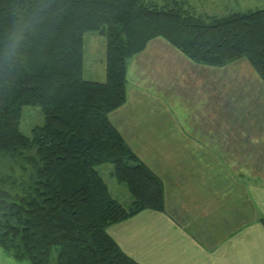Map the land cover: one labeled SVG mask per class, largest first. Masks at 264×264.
Wrapping results in <instances>:
<instances>
[{"label":"trees","instance_id":"1","mask_svg":"<svg viewBox=\"0 0 264 264\" xmlns=\"http://www.w3.org/2000/svg\"><path fill=\"white\" fill-rule=\"evenodd\" d=\"M106 39L105 81L84 78V36ZM162 38L192 62L247 61L264 83V8L198 14L186 0H0V247L30 264H141L108 227L165 210L163 179L110 119L129 60ZM44 124L21 131L22 110ZM127 184L115 198L97 169ZM58 247V252L54 248Z\"/></svg>","mask_w":264,"mask_h":264},{"label":"crops","instance_id":"2","mask_svg":"<svg viewBox=\"0 0 264 264\" xmlns=\"http://www.w3.org/2000/svg\"><path fill=\"white\" fill-rule=\"evenodd\" d=\"M170 46L155 38L132 57L134 75L143 73L145 58L151 67L161 59L169 70L173 62L169 92L157 98L171 106L183 100L182 110L162 108L169 124L152 147L163 150L146 162L163 179L165 210L142 211L107 230L141 264H264V83L245 60L208 67L186 61L179 50L184 60L169 58L166 50L176 49ZM150 48L159 52L147 56ZM129 69L130 63L127 79ZM90 78L105 81V66H95ZM128 85L129 79L127 102L110 113L120 124L145 95L131 96ZM172 85L180 87L177 95Z\"/></svg>","mask_w":264,"mask_h":264},{"label":"rangeland","instance_id":"3","mask_svg":"<svg viewBox=\"0 0 264 264\" xmlns=\"http://www.w3.org/2000/svg\"><path fill=\"white\" fill-rule=\"evenodd\" d=\"M186 2L198 14L206 13L218 16L227 15L236 11L264 8V0H186ZM170 47L171 49H175L173 46ZM152 53L153 52L150 48L149 52L147 53V56H152ZM166 53L169 55V58H177L175 54L181 55L180 59L182 60H184L185 58L177 49H175V53H173L172 50L170 51V53L166 50ZM105 54V37L97 32L86 33L84 36L83 71L85 79H88L90 78V76H93L95 66L96 69H100V67H102L103 69V67L105 66ZM144 57H146V55ZM133 59H135V57L130 59L129 62L130 69L128 74V93L132 96L135 91H137L145 95L142 97L140 103L135 108L133 107L134 110L131 112V115L126 113V117L123 118V124H120L119 121L116 119V114H110V119L115 125L118 126L119 129H121L123 135L127 139V142L132 146L135 152L138 151L140 153L141 158L145 160V162L151 163V160L153 159V152L155 150H159L160 152L163 150L155 149L152 147V145L156 141L157 136L160 134V127L169 124V118L167 115L162 114V108L174 107L175 109L179 108V110H182L183 100H180V98H178L175 100L174 106H171V103L168 104L166 98L162 100H159V98H157L160 96V92H166V90L169 92L168 87L171 86L169 82L170 80H173V77H175V75L172 73L173 62L171 63L169 70L167 66L162 65L161 59L158 63H156V66L154 65L153 67H151L150 64L152 62H148L149 59L145 58L139 63L141 71L143 73L134 75V73L132 72V66L133 61L135 60ZM185 59L186 61L189 60L187 57ZM176 63L177 61L175 59L174 66H176ZM176 69V75H178V66L176 67ZM155 71H159V73ZM147 76L153 77L154 79H156V81L150 83L151 78ZM141 82L146 83H143V85L140 86ZM172 89L174 95H177L181 91L178 85H172ZM181 97H183V93ZM198 100L199 98H196L194 101ZM43 124L44 115L40 107L32 105H26L23 107L20 128L24 134L31 135L32 129L35 126ZM165 156L164 154H160L158 156L161 158V163L164 162V158H166ZM8 164L9 160L7 158L0 157V169H5ZM97 169L108 183L112 195L118 200H120L122 203L130 204L129 202L132 201V196L129 192L127 184L124 182H119L112 175L113 164L103 163L98 165ZM127 193L128 195H130L131 199H127ZM54 251L58 252V247H55ZM0 264H30V261H18L13 258L9 253H7L3 248L0 247Z\"/></svg>","mask_w":264,"mask_h":264}]
</instances>
